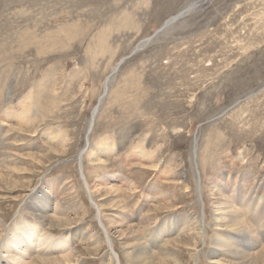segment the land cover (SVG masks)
<instances>
[{
  "label": "rangeland",
  "instance_id": "obj_1",
  "mask_svg": "<svg viewBox=\"0 0 264 264\" xmlns=\"http://www.w3.org/2000/svg\"><path fill=\"white\" fill-rule=\"evenodd\" d=\"M0 128L14 155L0 181L7 231L32 193L57 192L71 227L51 236L81 229L82 264H110L92 197L121 264L125 242L154 245L169 216L189 218L165 238L179 261L207 264L226 228L214 208L264 182V0H0Z\"/></svg>",
  "mask_w": 264,
  "mask_h": 264
},
{
  "label": "bare ground",
  "instance_id": "obj_2",
  "mask_svg": "<svg viewBox=\"0 0 264 264\" xmlns=\"http://www.w3.org/2000/svg\"><path fill=\"white\" fill-rule=\"evenodd\" d=\"M169 22L170 23L168 26L174 23L171 21ZM27 30L29 31V29ZM27 36L29 37V35ZM21 41H23V39ZM109 81L110 77L106 80L105 90L108 88ZM11 94L12 93L10 89H8L7 99H9ZM32 97L33 96L31 94H28L23 104L26 110L31 113L34 112L31 107L36 106ZM102 99L103 98H101V102ZM97 112L98 108L94 110L92 119L90 120V130L88 129L89 132L87 138H89V135L91 134L90 131L93 129ZM7 140L8 138L3 137L2 133H0V181L3 177L2 173L10 172V167L13 164L12 161L10 162L9 160L10 157L12 158L14 155L7 152V150H9L11 147L10 144L12 143L8 144ZM12 149L14 150V148ZM195 150L194 156L196 155ZM82 177V180L85 182L83 175ZM247 178H249L248 175H243L241 179L242 182ZM228 179L229 178L226 176V174L218 177V179L214 180V188L217 187L221 193H225L227 186L226 181ZM263 184V181L258 182L256 188H254L249 195H244L242 192H240V189L232 190L230 191L232 195L226 194L225 199L220 201L218 206L214 208L212 214L214 227L222 226V223H224L226 228L222 230H215L218 233L214 235L212 239V249L207 256V264H229L224 263L221 260V258L224 257L230 260V264H264ZM86 190L91 196L90 189L87 186ZM42 191L43 190H41L40 193ZM200 194L198 195L199 203H201ZM37 195L38 193H32L30 197L26 199L27 201H30V205H28V208L23 207L21 209V213L24 214L23 217L20 216V220L16 219L9 231H7L8 227L6 226L5 221L0 219V264H82L83 258L77 252L75 244L84 242L87 238L92 237V235H87V233H84L81 229L76 230L74 228L68 229L62 237L55 239L53 236H51L53 234L52 228L55 225V227H62L64 230L68 227H71L69 220L71 219L72 213L68 208L65 209L62 200L57 198L59 196L57 192L53 193L46 191L41 196ZM91 200L92 205L97 209L96 211L98 212V215L96 216L97 220L101 225V229L106 235L105 243L109 248L107 252V259L110 264H121L120 256L116 253L113 242L108 236V231L102 223V212L99 210V206L93 201L92 197ZM212 200H215V198L213 197ZM62 211L64 212L63 214L61 213L62 215L58 213ZM247 219L250 222H246ZM196 220L198 226L203 231L201 235L204 236L205 221L200 217H198ZM188 223V217H185L180 221H176V218L173 216L167 217L164 221H162L161 229L158 231V233L156 232L158 234L156 241L158 242L156 243L155 241V246L151 243L148 245L147 242L145 244L139 240L136 241V239L132 240L131 244H126L125 242L124 246L128 247L125 255L131 259L129 260V264H170V261H172V264H182L179 261V256L175 255L176 251H173L170 248V245L167 244L165 238L172 234L175 235L179 232H183ZM3 235H5V237H3ZM99 242L100 241H98V243ZM157 246L158 253L156 251L157 249H154ZM130 249L135 251H131L130 253ZM96 250L98 251L97 248ZM194 259H196L197 262V252Z\"/></svg>",
  "mask_w": 264,
  "mask_h": 264
},
{
  "label": "water",
  "instance_id": "obj_3",
  "mask_svg": "<svg viewBox=\"0 0 264 264\" xmlns=\"http://www.w3.org/2000/svg\"><path fill=\"white\" fill-rule=\"evenodd\" d=\"M195 8V5H194V7H192V8H188V9H186L185 11H182L181 13H179L177 16H175V17H173L172 18V21L171 22H175V21H177V20H179L180 18H182L186 13H190V12H192V10ZM171 20V19H170ZM169 20V21H170ZM169 21H167L165 24H164V26L162 27V29L160 30V32L161 31H164L165 29H167V27H168V25H169ZM153 38V37H152ZM152 38H149V39H146V40H144V41H142L138 46H137V48L134 50V52L133 53H135V52H137L138 50H141V49H143L144 47H146L147 45H149L150 44V42L152 41ZM118 70V68H116V70L115 71H117ZM98 108V107H97ZM96 108V109H97ZM91 132V131H90Z\"/></svg>",
  "mask_w": 264,
  "mask_h": 264
}]
</instances>
